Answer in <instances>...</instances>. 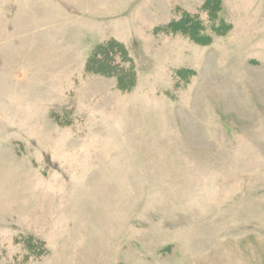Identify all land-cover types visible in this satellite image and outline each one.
I'll use <instances>...</instances> for the list:
<instances>
[{
	"label": "rangeland",
	"instance_id": "1",
	"mask_svg": "<svg viewBox=\"0 0 264 264\" xmlns=\"http://www.w3.org/2000/svg\"><path fill=\"white\" fill-rule=\"evenodd\" d=\"M0 264H264V0H0Z\"/></svg>",
	"mask_w": 264,
	"mask_h": 264
},
{
	"label": "trees",
	"instance_id": "2",
	"mask_svg": "<svg viewBox=\"0 0 264 264\" xmlns=\"http://www.w3.org/2000/svg\"><path fill=\"white\" fill-rule=\"evenodd\" d=\"M116 47L118 48L117 51L119 53L120 59L123 60V62L126 63V64L129 63L130 73H133L134 68H132V64H131L133 62V60H132L129 52L126 50V47L123 44H118ZM107 60L110 63H113V64H109V62H107L105 64V69L103 70V73H114V72H116V69L117 70L121 69V67L119 66L121 64L119 62H115L114 60L112 62L109 58H107ZM120 72H127V71L123 67ZM125 76L127 77V75H125ZM121 82L119 81V85L121 84V86L124 87V88H129L132 85V83H133V81H132V82H130L129 85H127V83L122 84L123 82L122 83Z\"/></svg>",
	"mask_w": 264,
	"mask_h": 264
}]
</instances>
